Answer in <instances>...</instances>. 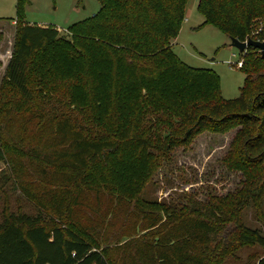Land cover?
Returning a JSON list of instances; mask_svg holds the SVG:
<instances>
[{
	"label": "trees",
	"instance_id": "obj_1",
	"mask_svg": "<svg viewBox=\"0 0 264 264\" xmlns=\"http://www.w3.org/2000/svg\"><path fill=\"white\" fill-rule=\"evenodd\" d=\"M24 1L17 2L18 14ZM96 1L98 11L66 33L51 26L22 23L17 27L16 47L4 78L21 100H32L29 67L36 54L54 56L60 49L80 64L91 53L109 65L101 74L114 79L110 89L114 103H123L130 96L132 108L116 116L112 132L87 123L62 104L48 102V108L39 110L37 118H48L51 136L39 138L26 154L65 170V190L52 202L53 218L49 221L24 214L3 218L0 264H116L103 248L65 222L92 173L114 166L131 149L162 157L188 146L203 131L226 133L232 129L237 131L227 165L245 176L240 191L230 199L213 198L206 203L188 197L181 209L160 208L164 220L141 228L138 237L126 242L134 251L127 264H222L245 244L264 247V237L241 220L250 203L264 199V56L253 48L241 54L244 83L236 99L226 100L220 96L215 74L185 66L172 52L187 0ZM197 10L203 26H213L228 38L240 42L264 38V0H199ZM52 69L49 62L45 72L54 81H38L41 89L57 90L62 83L69 95L82 84H93L88 75L82 78L79 69L68 77ZM184 76L201 79L209 89L206 96L184 98L173 88L162 87ZM61 94L64 91L58 90ZM8 134V125L0 119V163L12 145L18 142L19 146H14H21L20 140ZM257 264H264V255Z\"/></svg>",
	"mask_w": 264,
	"mask_h": 264
},
{
	"label": "rangeland",
	"instance_id": "obj_2",
	"mask_svg": "<svg viewBox=\"0 0 264 264\" xmlns=\"http://www.w3.org/2000/svg\"><path fill=\"white\" fill-rule=\"evenodd\" d=\"M198 1L187 0L184 20L171 44L172 52L185 66L215 74L220 96L226 100L236 99L245 78L235 65L241 60V54L229 46V38L220 30L203 26L204 19L197 10ZM17 2L0 0V119L9 127L6 136L21 141L19 148L16 142V146L8 149L6 159L0 163V223L9 214L40 216L49 221L53 218L52 202L62 197L65 190V170L26 154L36 146L39 138L51 136L48 118L44 121L37 118L40 109L49 107L48 102L56 106L62 104L87 123L110 132L116 130V116L132 108L130 96L123 103H114L110 91L114 79L101 74L109 65L91 53L80 64L64 56L60 49L54 56L38 53L29 67L33 99L21 100L10 90L4 78L3 62L16 47L17 27L22 23L51 26L66 33L69 27L90 18L99 9L96 0H25L18 14ZM52 50L54 52L55 48ZM49 62L52 71L60 73L61 77H68L79 69L82 78L88 75L93 84H82L78 91L72 90L69 95L62 83L57 90L41 89L38 81H54L45 72ZM59 75L54 78H60ZM176 78L162 87H171L184 98L205 97L209 91L199 78ZM88 80L86 77L85 81ZM58 90H63L64 94L58 95ZM236 131H203L188 146L175 148L162 157L136 149L126 151L114 166L96 169L89 177L88 186L80 188L76 206L69 202L74 206L71 216L67 219L63 215L67 226L103 248L111 261L127 264L134 251L125 246L126 242L138 237L141 228L164 220L160 208L181 209L188 197L206 203L213 198L230 199L240 191L245 176L227 165L230 143ZM241 220L245 227L264 237V199L250 203L242 211ZM263 255V246L245 244L222 264H257Z\"/></svg>",
	"mask_w": 264,
	"mask_h": 264
},
{
	"label": "water",
	"instance_id": "obj_3",
	"mask_svg": "<svg viewBox=\"0 0 264 264\" xmlns=\"http://www.w3.org/2000/svg\"><path fill=\"white\" fill-rule=\"evenodd\" d=\"M230 45L232 48H235L240 54L245 52L249 48H253L257 50L261 56H264V41H254L252 39H248L246 42H240L236 39L229 38Z\"/></svg>",
	"mask_w": 264,
	"mask_h": 264
},
{
	"label": "crops",
	"instance_id": "obj_4",
	"mask_svg": "<svg viewBox=\"0 0 264 264\" xmlns=\"http://www.w3.org/2000/svg\"><path fill=\"white\" fill-rule=\"evenodd\" d=\"M186 21V20H185ZM12 55V54H11ZM11 55L6 59V61L5 62H3V67L6 69L7 68V64H8V62H9V60H10V58H11Z\"/></svg>",
	"mask_w": 264,
	"mask_h": 264
},
{
	"label": "built area",
	"instance_id": "obj_5",
	"mask_svg": "<svg viewBox=\"0 0 264 264\" xmlns=\"http://www.w3.org/2000/svg\"><path fill=\"white\" fill-rule=\"evenodd\" d=\"M263 41H264V38H263V40L261 42H263ZM244 42H246V41H244ZM241 64H242V62L241 61H238L235 65L240 68L241 67Z\"/></svg>",
	"mask_w": 264,
	"mask_h": 264
}]
</instances>
